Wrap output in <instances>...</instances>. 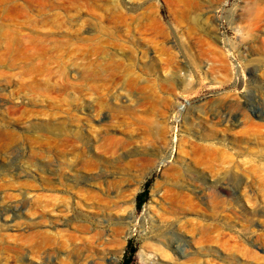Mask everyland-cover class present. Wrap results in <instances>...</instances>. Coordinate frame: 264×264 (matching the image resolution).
Listing matches in <instances>:
<instances>
[{"label":"rangeland","instance_id":"1","mask_svg":"<svg viewBox=\"0 0 264 264\" xmlns=\"http://www.w3.org/2000/svg\"><path fill=\"white\" fill-rule=\"evenodd\" d=\"M94 230L99 264H264V0H0V264Z\"/></svg>","mask_w":264,"mask_h":264},{"label":"bare ground","instance_id":"2","mask_svg":"<svg viewBox=\"0 0 264 264\" xmlns=\"http://www.w3.org/2000/svg\"><path fill=\"white\" fill-rule=\"evenodd\" d=\"M227 118V116H225L223 118V120ZM198 119V118H197ZM229 118L225 120V122H229ZM144 122V121H143ZM151 122V121H149ZM153 122V121H152ZM142 124V123H141ZM152 124V123H151ZM154 124V123H153ZM144 125V124H143ZM147 125H149L147 123ZM147 127V126H146ZM151 127V126H150ZM153 127V126H152ZM198 136V135H197ZM210 136V135H209ZM206 137V136H204ZM208 137V136H207ZM203 139V138H201ZM113 141H115L113 139ZM146 142V141H145ZM196 145V144H195ZM194 147V146H193ZM196 150L198 151V153L201 155L202 158H204L205 160V163H209L211 161L212 158H215L214 156H216L217 154H219V148L218 150L217 149H214L213 147H211V144L210 146L206 145V144H199V145H196ZM215 147V146H214ZM195 149V148H194ZM221 151V150H220ZM218 160V159H217ZM135 161V160H134ZM137 161V160H136ZM216 161V160H215ZM222 186V185H221ZM212 187H209L208 189L211 191L212 190ZM216 188V186H215ZM221 188V187H220ZM207 189V190H208ZM206 190V189H205ZM214 191V189L212 190ZM215 192V191H214ZM223 192V191H222ZM225 192V191H224ZM215 194V193H214ZM213 194V195H214ZM55 202L58 204L57 207L56 206H53L54 210L56 208V211L57 213L59 214H64V212H67L69 211V204L66 203V201H61L59 199H56ZM52 208V209H53ZM102 219H100L99 217H89V216H85V220H81L80 218H78L77 216L76 217H73V219L70 220V222L68 221L67 223L65 224H68V225H71V223H73L74 221H78V222H82L80 225H79V228L81 229V232L82 233H91V226H92V223L95 224V221H97L98 224V227L99 228H106V226L103 225V223H101ZM92 222V223H91ZM52 235L51 233H47V232H41L40 233V236L38 235V237H40L41 239H47V240H50L52 239ZM57 236H62L60 232H58L56 234ZM104 238L105 236L102 234L101 231H97V230H94L93 231V234H91V236L87 237V238H83L81 241L83 242L81 245L82 247L80 246L79 248L83 249L85 251V254L83 253L81 256H79V253L78 254V260L79 261H83L86 262L87 264L90 262V259H94L96 261L97 264L101 263V260L104 259V255H103V249L104 248V244H105V241H104ZM78 248V249H79ZM76 249V248H75ZM74 249V250H75ZM77 249V250H78ZM80 250V249H79ZM74 252V251H73ZM80 252V251H78ZM82 252V251H81ZM76 254V255H77ZM73 256V255H71Z\"/></svg>","mask_w":264,"mask_h":264},{"label":"trees","instance_id":"3","mask_svg":"<svg viewBox=\"0 0 264 264\" xmlns=\"http://www.w3.org/2000/svg\"><path fill=\"white\" fill-rule=\"evenodd\" d=\"M148 187H147V190L141 194L139 197H138V208H142V206L144 205L145 203V199L146 197L148 196ZM135 253L136 251L131 247L128 252H127V256L125 258V261H124V264H132L133 263V260H134V256H135Z\"/></svg>","mask_w":264,"mask_h":264}]
</instances>
